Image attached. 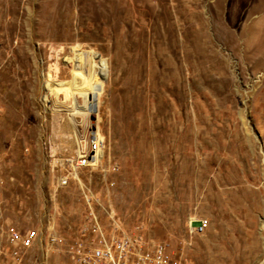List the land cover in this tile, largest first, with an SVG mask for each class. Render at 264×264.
Here are the masks:
<instances>
[{
	"label": "rangeland",
	"instance_id": "rangeland-1",
	"mask_svg": "<svg viewBox=\"0 0 264 264\" xmlns=\"http://www.w3.org/2000/svg\"><path fill=\"white\" fill-rule=\"evenodd\" d=\"M85 196L188 264L262 262L264 0H0L1 263L65 264L46 234L77 235Z\"/></svg>",
	"mask_w": 264,
	"mask_h": 264
},
{
	"label": "built area",
	"instance_id": "built-area-1",
	"mask_svg": "<svg viewBox=\"0 0 264 264\" xmlns=\"http://www.w3.org/2000/svg\"><path fill=\"white\" fill-rule=\"evenodd\" d=\"M101 153L102 141L91 135L86 149L77 150L73 157L65 161L66 168L60 175L59 183L66 185L79 170L95 166ZM85 205L84 225L77 235L65 240L54 232L46 234L47 244L63 245L65 264H188L182 258H172L166 243H150L139 233L128 234L113 219L110 228H103L91 197L85 196ZM197 223L195 230L200 232L206 222ZM8 237L12 243L25 247L35 243L37 234L34 230L23 233L10 231ZM261 264H264V259Z\"/></svg>",
	"mask_w": 264,
	"mask_h": 264
},
{
	"label": "water",
	"instance_id": "water-1",
	"mask_svg": "<svg viewBox=\"0 0 264 264\" xmlns=\"http://www.w3.org/2000/svg\"><path fill=\"white\" fill-rule=\"evenodd\" d=\"M95 110H96V108H93V111H92V113H94V112H95Z\"/></svg>",
	"mask_w": 264,
	"mask_h": 264
},
{
	"label": "bare ground",
	"instance_id": "bare-ground-1",
	"mask_svg": "<svg viewBox=\"0 0 264 264\" xmlns=\"http://www.w3.org/2000/svg\"><path fill=\"white\" fill-rule=\"evenodd\" d=\"M256 46H257V45H256ZM99 158H100V156H99ZM99 158H98V159H99ZM260 264H261V263H260Z\"/></svg>",
	"mask_w": 264,
	"mask_h": 264
}]
</instances>
